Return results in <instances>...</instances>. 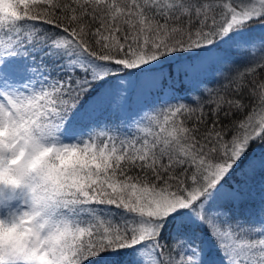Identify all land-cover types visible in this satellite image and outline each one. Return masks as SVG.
I'll return each instance as SVG.
<instances>
[{
	"label": "snow or ice",
	"instance_id": "obj_1",
	"mask_svg": "<svg viewBox=\"0 0 264 264\" xmlns=\"http://www.w3.org/2000/svg\"><path fill=\"white\" fill-rule=\"evenodd\" d=\"M264 264V0H0V264Z\"/></svg>",
	"mask_w": 264,
	"mask_h": 264
},
{
	"label": "trees",
	"instance_id": "obj_2",
	"mask_svg": "<svg viewBox=\"0 0 264 264\" xmlns=\"http://www.w3.org/2000/svg\"><path fill=\"white\" fill-rule=\"evenodd\" d=\"M210 258L212 259L213 264H215V262L218 261L219 256L217 253H215V251H213Z\"/></svg>",
	"mask_w": 264,
	"mask_h": 264
}]
</instances>
